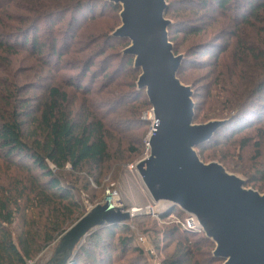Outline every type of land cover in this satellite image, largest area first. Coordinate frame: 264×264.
Segmentation results:
<instances>
[{
  "label": "trees",
  "instance_id": "1",
  "mask_svg": "<svg viewBox=\"0 0 264 264\" xmlns=\"http://www.w3.org/2000/svg\"><path fill=\"white\" fill-rule=\"evenodd\" d=\"M167 2L174 53L180 54L181 43L172 35L192 37L183 50L178 78L194 91V122L226 119L208 142L197 147L200 159H216L228 171L244 175L247 186L264 191V0ZM119 11L105 0H0V50L26 51L33 62L21 79L33 83L19 86L16 74L0 71V170L4 168V180L13 169L20 170L14 176L25 180L32 193L17 237L10 230L13 209L0 208V264H27L56 244L85 213L86 205L72 193L78 192V185L99 186L113 165L121 167L140 150L142 139L126 135L130 128L148 124L140 114L151 104L145 90L136 89L139 70L133 68V58L121 52L129 41L110 36L119 25ZM216 22L219 25L206 33ZM45 23L48 26L40 31ZM115 44L122 47L106 52ZM190 67L205 72L194 76ZM52 68L76 70L63 76V87L58 79L49 81ZM96 77L101 78L100 86L93 89ZM99 89L105 98L95 97ZM71 91L83 97L75 109ZM134 110L135 116L123 121ZM207 148H213L212 155L205 154ZM99 198L94 193L88 202ZM171 213L180 219L186 216L178 208ZM162 218L168 220L165 214ZM137 225L142 234H161L163 246L158 236L152 239L154 248L164 251L160 264L222 263L212 257L214 244L201 232L176 222L162 229L152 221ZM138 237L127 222L100 227L84 238L70 264H140L147 253Z\"/></svg>",
  "mask_w": 264,
  "mask_h": 264
},
{
  "label": "water",
  "instance_id": "2",
  "mask_svg": "<svg viewBox=\"0 0 264 264\" xmlns=\"http://www.w3.org/2000/svg\"><path fill=\"white\" fill-rule=\"evenodd\" d=\"M120 7V24L110 36L126 39L122 50L139 70L136 89L145 90L152 126L148 155L135 164L154 215L178 208L214 248L221 264H264V192L246 187L247 179L220 162H204L197 147L208 142L226 122H194L191 85L178 78L184 54H175L169 40L173 22L166 18V0H105ZM135 215L110 203L94 205L58 239L45 264H70L84 238Z\"/></svg>",
  "mask_w": 264,
  "mask_h": 264
},
{
  "label": "rangeland",
  "instance_id": "3",
  "mask_svg": "<svg viewBox=\"0 0 264 264\" xmlns=\"http://www.w3.org/2000/svg\"><path fill=\"white\" fill-rule=\"evenodd\" d=\"M177 1H179V0H177ZM175 11L177 12V9H175ZM189 15H191L190 12L189 13H183V16H185V17H188ZM65 19H63L61 22H64ZM106 20H108V17H106L104 19V21H106ZM205 21H211L212 22V20H208L207 17L205 18ZM119 24H120V22H119ZM95 25L97 26V25H99V23L95 22L94 26ZM218 25L219 24L217 22L212 24L207 29L206 33L213 31V29H215ZM46 26H48L47 23L42 24L39 27L40 31H43ZM80 31H81V29L78 30L77 35L80 33ZM181 35H182L181 33H178V34L175 33L174 35H172V37H173V39H174V37L175 38L180 37L179 41L181 43V46L179 48V52H180V54H183V50L185 48V45L189 41L192 40V37L188 36L186 38H184V37L181 38ZM116 44L113 45V47H111V48L110 47L107 48L106 52H111L114 47H116L115 51H117L118 49H120L122 47L121 44H118V45H116ZM126 46H128V45H126ZM126 46H123L121 48V52ZM17 49H19V48H17ZM74 54L75 55H81V52H79V53L74 52ZM112 63L113 62H111L109 68L112 66ZM32 66H33V62L28 58L26 51L17 50V53L14 54V53L9 52L7 50H5V51L0 50V71L7 69L8 71L16 74V76H17L16 79H18L16 81H17L19 86L23 85V83H25V84L26 83H33L32 82L33 80H27V82H22V80H21L24 77L25 73L30 72V69H32ZM75 70L76 69L71 70V68H64V69H59L56 72L54 70V68H52L51 73H50L51 78L49 79V81H52V83H53L54 80L58 79V80H60L59 81L60 85H62L63 87H66L65 84L63 83V81H64L63 76L69 72L73 73ZM188 71L192 72L194 76H199L200 74L205 72L204 69H199L197 67H190V69ZM55 72L57 74V78L53 79L52 77L54 76ZM118 75H119V73H118ZM122 75L123 74L119 75V79L123 78ZM1 77H3V76H2V73L0 72V82H1ZM100 79H101L100 77H96V79L93 83V86H92L93 89H97L100 86V81H101ZM36 83H37V85H39V82H36ZM43 83H45V82H43ZM98 91L100 93L98 94V96H95V97H98V98H101V97L105 98L106 97V94L103 95L102 94L103 92H101L100 89ZM2 93L8 94L5 91H3ZM37 93L39 94L40 92H37ZM142 95H144V94H142ZM25 96H27V95L26 94L22 95V97H25ZM70 96H71L72 101L74 102L73 109L78 108L80 105V102L83 101V97L80 94L75 93L74 91L70 92ZM2 101H3V97L0 96V111H2V108H3ZM135 112H137V111L134 110L133 112H131V111L128 112V116L126 114L124 116L126 119L123 121H126L128 118L134 117ZM140 116H141V119H144L145 121H147L148 124L139 125L137 127H132L129 129V131L127 132V135H126V137L130 140H134L135 138H139V140L142 139V144L139 145V149H140L139 152L135 156H133L131 160L124 163L121 167L113 165L112 169H111L112 171L109 172L107 175H105L104 178H102L101 184L99 186H95L93 182H90L88 189H87L85 186V185H87L86 182H82V184L78 185V192H76V191L72 192L74 195V198L82 200L83 203L86 205L85 212L90 210V208H92L94 205L104 203L105 196H109L110 201H115L116 203H120V206L127 209V210L138 208L137 211L135 212L134 218L140 217L142 215H145V213H147L146 212L147 211L146 206H147L148 197L146 196L145 192L142 190V186L140 184L139 179L138 178L134 179L133 177H131V175L128 171V165L133 164L136 161H139L143 156V152H144V148H145V140L149 134V131L151 129V124H152L151 108L141 112ZM121 118L124 119L123 117H121ZM146 128H147V130H146ZM145 130H146V133L144 134V138H143V136H141V133ZM253 135L254 134H252V136ZM132 145H135V144H132ZM143 145H144V148H143ZM212 152H213V148H207L205 150V154H211ZM250 155H252V154H250ZM233 159L237 160V157H235ZM209 161H217V160L216 159H208L207 162H209ZM51 167L53 168V165H51ZM229 172H232V171H229ZM232 173H236L238 175L245 177L244 175L237 173V172H232ZM17 174H21V171L17 170V169H13L12 170V176L10 178L8 177L7 179L4 180V178H5L4 168H1V170H0V183L4 180L2 189L0 191V208L7 207L10 209H13V211L15 213V221L12 225H10V230H11L13 237H17L22 231L23 219L26 216V214L29 212L28 209L30 208V202H31V198H32V193L29 192L28 183L25 180H22L21 178L14 176ZM246 187H250V186L246 185ZM255 190H257V189H255ZM259 192H261V191H259ZM262 192H264V191H262ZM94 193H99L100 198L93 200L92 203H89L88 199L90 200ZM170 213H171V211L164 213L165 215H167L168 220H166L165 218L164 219L162 218L163 214L159 215L157 217L153 216L151 214H146L149 217L145 220L135 219L136 220L135 221V220H133V218L130 220L131 224L133 225V228H131V229L134 230V232L136 233L137 236H139V237L141 236L143 238V240L140 241L139 237H138L137 242L139 243L140 246L143 247L144 251L147 253V258L144 261L140 262V264H160V260L164 256V251H162L161 249L157 250L156 248H154V246L152 244L153 243L152 239H153V237L158 236V240H157L158 244L160 246H163L165 243L162 242L161 239H163V238H162L161 234H159V233L152 234V233L148 232L147 234H142L141 230L138 228L139 226L137 224L143 223V226H144L145 223H149L152 221L155 223V227H157V229H162L165 227L168 228V227H171V225H169V223L175 222L174 216H173V215H175V213H173L172 216L170 215ZM168 217H170V218H168ZM165 222H167V223H165ZM55 245L56 244L51 245L44 252L39 253L36 257H34L31 260L29 259L27 261V264H45V262L51 256ZM117 253L118 252L116 250L113 251L114 257ZM131 253L132 252L130 250H128L127 251V257H130L132 255Z\"/></svg>",
  "mask_w": 264,
  "mask_h": 264
},
{
  "label": "built area",
  "instance_id": "4",
  "mask_svg": "<svg viewBox=\"0 0 264 264\" xmlns=\"http://www.w3.org/2000/svg\"><path fill=\"white\" fill-rule=\"evenodd\" d=\"M151 126H152V124H151ZM149 133H150V131H149ZM147 137H148V136H147ZM147 137H146V139H147ZM147 155H148V144H147V142H146V140H145V148H144L143 156H142L141 159H143V158L146 157ZM141 159H140V160H141ZM137 162H138V161H136V162L133 163V164H129V165H128V171H129L131 177H133L134 179H137V178H138V174H137V172H136V170H135V164H136ZM138 179H139V178H138ZM140 184H141V183H140ZM141 186H142V185H141ZM142 190L144 191L143 187H142ZM144 192H145V191H144ZM145 194H146V193H145ZM146 196H147V195H146ZM147 197H148V196H147ZM110 203H111V205H114V206H120V203H116L115 201H110ZM133 210H136V211H137V209H130V210H128L129 213H130L131 215H135V212H136V211H133ZM146 210H147V211H146L147 213H145V214H151V215L157 217V215H154V214L152 213V212H153V211H152V205H151V203H150V201H149V198H148V200H147ZM170 215L172 216L173 213H171ZM173 216H174V221H175L176 223L180 224V226H181L182 228H187V229H190V230H193V231H196V232H200V230H199L197 227H195V226L193 225V223H192V219H191V218L185 216L184 219H180V218H178L176 215H173ZM168 218H170V217H168ZM127 223H129V227H130V228H133V225L131 224V221H128ZM139 240L142 241L143 238L140 236V237H139Z\"/></svg>",
  "mask_w": 264,
  "mask_h": 264
},
{
  "label": "bare ground",
  "instance_id": "5",
  "mask_svg": "<svg viewBox=\"0 0 264 264\" xmlns=\"http://www.w3.org/2000/svg\"><path fill=\"white\" fill-rule=\"evenodd\" d=\"M138 209V208H137ZM133 211H136V210H133Z\"/></svg>",
  "mask_w": 264,
  "mask_h": 264
}]
</instances>
